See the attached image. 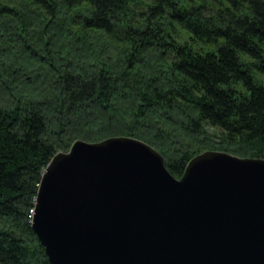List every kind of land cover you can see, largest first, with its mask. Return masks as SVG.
<instances>
[{
	"label": "trees",
	"instance_id": "obj_1",
	"mask_svg": "<svg viewBox=\"0 0 264 264\" xmlns=\"http://www.w3.org/2000/svg\"><path fill=\"white\" fill-rule=\"evenodd\" d=\"M115 136L176 178L208 150L264 159V0H0V264H49L45 166Z\"/></svg>",
	"mask_w": 264,
	"mask_h": 264
},
{
	"label": "water",
	"instance_id": "obj_2",
	"mask_svg": "<svg viewBox=\"0 0 264 264\" xmlns=\"http://www.w3.org/2000/svg\"><path fill=\"white\" fill-rule=\"evenodd\" d=\"M49 264H264V159L208 150L174 177L144 141H74L38 183Z\"/></svg>",
	"mask_w": 264,
	"mask_h": 264
},
{
	"label": "rangeland",
	"instance_id": "obj_3",
	"mask_svg": "<svg viewBox=\"0 0 264 264\" xmlns=\"http://www.w3.org/2000/svg\"><path fill=\"white\" fill-rule=\"evenodd\" d=\"M181 35H185V33H184V31H181ZM213 134V133H215V132H213V131H209V134ZM233 155V154H232ZM255 158V157H254Z\"/></svg>",
	"mask_w": 264,
	"mask_h": 264
}]
</instances>
